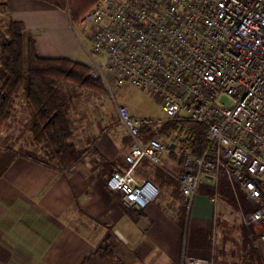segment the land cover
<instances>
[{
    "label": "built area",
    "instance_id": "1",
    "mask_svg": "<svg viewBox=\"0 0 264 264\" xmlns=\"http://www.w3.org/2000/svg\"><path fill=\"white\" fill-rule=\"evenodd\" d=\"M78 23L89 74L103 83L115 119L108 128L130 140L128 166L114 170L107 187L124 205L144 209L159 192L136 176L147 159L178 182L189 213L206 177L217 203L222 172L235 198L240 190L252 203L248 213L238 203L242 223L264 240V0H97ZM127 86L150 93L162 114L131 113L115 94ZM181 121L201 124L205 138L176 173L163 161L160 131ZM182 264L213 261L184 254Z\"/></svg>",
    "mask_w": 264,
    "mask_h": 264
},
{
    "label": "crops",
    "instance_id": "2",
    "mask_svg": "<svg viewBox=\"0 0 264 264\" xmlns=\"http://www.w3.org/2000/svg\"><path fill=\"white\" fill-rule=\"evenodd\" d=\"M0 14L24 23L41 56L75 60L66 11L41 0H0ZM26 116L21 97L0 128V264H182L184 254L213 264H264V240L239 215L238 203L246 213L252 203L240 190L235 198L225 174L217 203L206 177L188 213L178 182L142 159L136 176L159 192L144 209L129 207L107 187L111 173L128 166L130 147L125 131L108 128L114 122L108 112L102 120L72 119L71 142L83 152L69 169L26 154L35 149ZM177 148L170 141L162 154L176 173L183 168Z\"/></svg>",
    "mask_w": 264,
    "mask_h": 264
},
{
    "label": "trees",
    "instance_id": "3",
    "mask_svg": "<svg viewBox=\"0 0 264 264\" xmlns=\"http://www.w3.org/2000/svg\"><path fill=\"white\" fill-rule=\"evenodd\" d=\"M68 13L72 23H78L97 0H41ZM0 20V128L10 121L18 99L23 98L27 110L24 121L35 149L25 151L59 169L71 168L83 150L71 142L74 135L70 108L64 94L70 84L85 87L92 94H103L106 89L100 80L89 74V65L70 58H48L36 49L33 33L22 21L3 17ZM70 90V89H69ZM178 136L176 159L183 164L187 154L199 155L203 150L204 127L194 121L169 122L160 131L166 138ZM184 168L181 169V171ZM180 171V172H181ZM264 197V187L261 188Z\"/></svg>",
    "mask_w": 264,
    "mask_h": 264
},
{
    "label": "rangeland",
    "instance_id": "4",
    "mask_svg": "<svg viewBox=\"0 0 264 264\" xmlns=\"http://www.w3.org/2000/svg\"><path fill=\"white\" fill-rule=\"evenodd\" d=\"M0 20L2 22V26L4 27V20L1 14ZM68 30L76 41V48H74L75 60L89 65V58L83 48V45L89 46L85 32L82 30L79 23H73L72 28L70 20L68 21ZM1 77L2 73L0 71V78ZM69 89L64 94V102L65 105L70 108L71 118L74 121L85 119V121L89 122L90 120L88 119L94 120L97 118L102 120V116L106 112H108L109 116H111L109 112L110 103L107 99V95L92 94L85 87L80 85L70 84ZM115 94L118 101L127 106L131 113L135 115L157 116L162 114L159 102L155 100L154 97L147 91L127 86L115 88ZM82 116L83 119L81 118ZM160 139L165 144L170 141H175L177 143L178 136L176 133H171L170 136L166 138L160 137ZM3 158V156H0V163L3 161ZM223 174L224 173L221 172L219 176L221 182L225 179ZM241 200L243 203L245 202L243 198Z\"/></svg>",
    "mask_w": 264,
    "mask_h": 264
}]
</instances>
